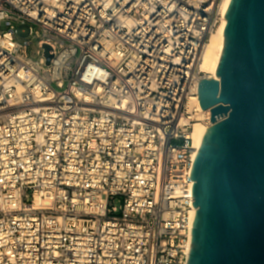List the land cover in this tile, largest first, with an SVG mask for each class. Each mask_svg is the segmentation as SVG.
Segmentation results:
<instances>
[{
  "label": "built area",
  "instance_id": "2783aa9c",
  "mask_svg": "<svg viewBox=\"0 0 264 264\" xmlns=\"http://www.w3.org/2000/svg\"><path fill=\"white\" fill-rule=\"evenodd\" d=\"M223 3L0 0V264H187Z\"/></svg>",
  "mask_w": 264,
  "mask_h": 264
},
{
  "label": "water",
  "instance_id": "95a60500",
  "mask_svg": "<svg viewBox=\"0 0 264 264\" xmlns=\"http://www.w3.org/2000/svg\"><path fill=\"white\" fill-rule=\"evenodd\" d=\"M225 17L218 78L199 86L213 126L192 168L187 264H264V0H231Z\"/></svg>",
  "mask_w": 264,
  "mask_h": 264
},
{
  "label": "bare ground",
  "instance_id": "6f19581e",
  "mask_svg": "<svg viewBox=\"0 0 264 264\" xmlns=\"http://www.w3.org/2000/svg\"><path fill=\"white\" fill-rule=\"evenodd\" d=\"M231 0H224L223 11L226 14ZM227 27V19L219 26L217 31L212 34L209 43L203 52V61L201 63V70L212 79L218 78L217 70L222 60V54L225 48L226 37L224 35ZM208 129L204 124L198 123L194 127L193 138L195 147L199 150L203 144V133ZM197 210L195 209L194 212ZM194 216V214H193Z\"/></svg>",
  "mask_w": 264,
  "mask_h": 264
},
{
  "label": "rangeland",
  "instance_id": "374dc122",
  "mask_svg": "<svg viewBox=\"0 0 264 264\" xmlns=\"http://www.w3.org/2000/svg\"><path fill=\"white\" fill-rule=\"evenodd\" d=\"M20 42L26 44L27 40H31V42H33L27 49L26 53L28 55V57H30L32 60L34 61H37L39 60V57H40V54L41 56L43 55L44 53V49H42L41 47H39L38 45V40L35 39V38H32V37H29V38H22L20 37L19 38ZM40 51L39 55H38V52Z\"/></svg>",
  "mask_w": 264,
  "mask_h": 264
}]
</instances>
